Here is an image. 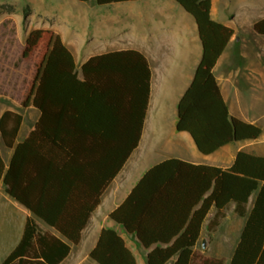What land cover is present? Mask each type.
Returning <instances> with one entry per match:
<instances>
[{
	"label": "trees",
	"instance_id": "16d2710c",
	"mask_svg": "<svg viewBox=\"0 0 264 264\" xmlns=\"http://www.w3.org/2000/svg\"><path fill=\"white\" fill-rule=\"evenodd\" d=\"M131 1L140 0L95 4ZM173 1L194 18L202 45L194 78L178 103L177 131L188 133L203 155L257 140L261 129L229 115L213 75L233 31L211 19V0ZM253 29L264 37V19ZM39 47L44 54L23 102L39 114L34 127L18 141L22 115L6 110L0 116V139L11 151L6 161L0 150V186L30 214L19 243L1 264H60L68 257L104 191L137 148L149 104L151 69L140 52L93 56L81 66L79 79L74 56L58 34L29 32L23 56ZM230 203L246 220L229 264H264L263 157L241 151L228 169L163 161L143 175L109 218L145 249L157 245L147 264H192L207 214L214 207L217 216ZM37 220L64 241L42 234ZM216 225L215 220L208 230ZM89 257L96 264H136L123 239L110 229L100 232Z\"/></svg>",
	"mask_w": 264,
	"mask_h": 264
},
{
	"label": "crops",
	"instance_id": "0c3cea01",
	"mask_svg": "<svg viewBox=\"0 0 264 264\" xmlns=\"http://www.w3.org/2000/svg\"><path fill=\"white\" fill-rule=\"evenodd\" d=\"M26 1L29 12L25 20L29 23V32L51 30L58 34L74 56L79 79H82L80 68L89 58L107 53L78 52L75 55L69 48V41L61 31L65 28L66 4H74L73 0ZM108 6V52L133 50L145 56L151 69L149 104L137 148L104 191L100 205L81 233L80 243L71 246L68 257L60 264H96L89 255L103 229L118 233L136 264H147L148 253L157 245L145 249L109 215L126 200L143 175L159 163L178 159L194 165L228 169L241 151L264 158V37L253 29L257 21L264 19V0H211V19L233 31L213 68V75L229 115L259 127L261 136L254 141L231 143L210 155L201 154L191 136L176 129L178 103L190 86L202 57L194 18L173 0H140ZM78 9L81 23H89V13H99L93 5ZM26 136L21 139L19 136L18 141ZM255 198L256 194L248 201V213ZM234 209L235 204L230 203L216 216L217 211L211 208L193 249L195 254H208L214 247L213 236L223 231V238L236 239L232 256L246 220L239 217ZM29 216V212L7 196L0 186V262L19 243ZM215 220L217 225L208 230ZM37 224L42 234L62 239L52 228L38 220ZM203 238L209 240L205 252L201 246ZM173 261L167 264H173Z\"/></svg>",
	"mask_w": 264,
	"mask_h": 264
},
{
	"label": "rangeland",
	"instance_id": "374dc122",
	"mask_svg": "<svg viewBox=\"0 0 264 264\" xmlns=\"http://www.w3.org/2000/svg\"><path fill=\"white\" fill-rule=\"evenodd\" d=\"M260 1V0H259ZM66 4L65 28L61 31L69 41V48L78 55L109 51V6H97L95 0L86 3L73 0ZM93 5L99 13H89L88 24L80 22L79 9ZM29 12L26 0H0V116L6 110L22 115L20 139L34 127L38 112L29 104L23 106L34 83L37 67L44 54L43 47L25 58V39L29 23L24 14ZM0 150L5 160L11 155L0 139ZM223 231L212 238L214 247L207 254L196 253L192 264H228L235 238H223ZM1 241V240H0ZM2 256H0L1 259ZM1 263V262H0Z\"/></svg>",
	"mask_w": 264,
	"mask_h": 264
},
{
	"label": "water",
	"instance_id": "95a60500",
	"mask_svg": "<svg viewBox=\"0 0 264 264\" xmlns=\"http://www.w3.org/2000/svg\"><path fill=\"white\" fill-rule=\"evenodd\" d=\"M208 245H209V240L206 238H203L201 240L202 251L205 252L207 250Z\"/></svg>",
	"mask_w": 264,
	"mask_h": 264
}]
</instances>
